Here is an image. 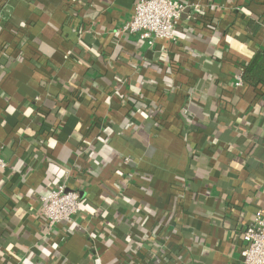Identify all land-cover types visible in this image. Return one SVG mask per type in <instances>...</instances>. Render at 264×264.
<instances>
[{"label":"crops","instance_id":"crops-1","mask_svg":"<svg viewBox=\"0 0 264 264\" xmlns=\"http://www.w3.org/2000/svg\"><path fill=\"white\" fill-rule=\"evenodd\" d=\"M136 1L0 0V264L242 263L264 86L236 82L264 0H178L213 25L184 14L154 45L122 31ZM61 184L80 211L49 233Z\"/></svg>","mask_w":264,"mask_h":264},{"label":"built area","instance_id":"built-area-1","mask_svg":"<svg viewBox=\"0 0 264 264\" xmlns=\"http://www.w3.org/2000/svg\"><path fill=\"white\" fill-rule=\"evenodd\" d=\"M206 13V10L197 5L193 7L178 0H137L132 17L121 28L123 32L137 35L139 39L147 41L149 45H154L157 40L177 41V28L184 14H187L189 20L186 29H190L193 27L190 21L197 17H202L208 27L213 25L212 21H206ZM261 26L264 35V18L261 20ZM242 84V76H237L236 85ZM7 166L8 163L0 152V171ZM41 199L49 233L58 224L74 221L80 211L79 194L67 190L64 184L56 185ZM243 241L245 245L241 251V264H264V211L256 212L248 222L243 232ZM130 253L133 257L138 255L135 249Z\"/></svg>","mask_w":264,"mask_h":264},{"label":"trees","instance_id":"trees-1","mask_svg":"<svg viewBox=\"0 0 264 264\" xmlns=\"http://www.w3.org/2000/svg\"><path fill=\"white\" fill-rule=\"evenodd\" d=\"M243 82L253 86H264V52H258L242 72Z\"/></svg>","mask_w":264,"mask_h":264}]
</instances>
